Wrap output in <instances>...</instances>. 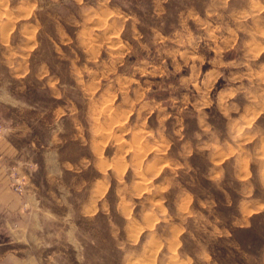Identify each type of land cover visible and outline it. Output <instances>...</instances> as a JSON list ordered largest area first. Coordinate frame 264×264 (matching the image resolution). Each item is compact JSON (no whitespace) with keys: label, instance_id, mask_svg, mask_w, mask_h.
<instances>
[{"label":"rangeland","instance_id":"374dc122","mask_svg":"<svg viewBox=\"0 0 264 264\" xmlns=\"http://www.w3.org/2000/svg\"><path fill=\"white\" fill-rule=\"evenodd\" d=\"M0 124V264H264V0H0Z\"/></svg>","mask_w":264,"mask_h":264},{"label":"crops","instance_id":"0c3cea01","mask_svg":"<svg viewBox=\"0 0 264 264\" xmlns=\"http://www.w3.org/2000/svg\"><path fill=\"white\" fill-rule=\"evenodd\" d=\"M2 149L6 152L7 146L4 142V138L0 135V205L3 204L4 206L9 207H17L19 204H22V201L19 200L17 193L10 190L6 187V182L4 177L1 175V159L4 154L11 155V151L8 150L6 153L2 154ZM15 153H12L14 155Z\"/></svg>","mask_w":264,"mask_h":264},{"label":"trees","instance_id":"16d2710c","mask_svg":"<svg viewBox=\"0 0 264 264\" xmlns=\"http://www.w3.org/2000/svg\"><path fill=\"white\" fill-rule=\"evenodd\" d=\"M252 228H238L232 231V239L236 240L237 242H240L237 234L238 233H244V232H250Z\"/></svg>","mask_w":264,"mask_h":264},{"label":"built area","instance_id":"2783aa9c","mask_svg":"<svg viewBox=\"0 0 264 264\" xmlns=\"http://www.w3.org/2000/svg\"><path fill=\"white\" fill-rule=\"evenodd\" d=\"M0 130H1V124H0Z\"/></svg>","mask_w":264,"mask_h":264}]
</instances>
